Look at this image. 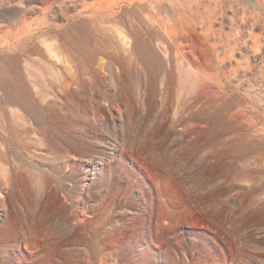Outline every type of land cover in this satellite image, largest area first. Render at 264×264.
I'll list each match as a JSON object with an SVG mask.
<instances>
[{
  "label": "rangeland",
  "instance_id": "374dc122",
  "mask_svg": "<svg viewBox=\"0 0 264 264\" xmlns=\"http://www.w3.org/2000/svg\"><path fill=\"white\" fill-rule=\"evenodd\" d=\"M4 62L0 264H264V0H0Z\"/></svg>",
  "mask_w": 264,
  "mask_h": 264
},
{
  "label": "bare ground",
  "instance_id": "6f19581e",
  "mask_svg": "<svg viewBox=\"0 0 264 264\" xmlns=\"http://www.w3.org/2000/svg\"><path fill=\"white\" fill-rule=\"evenodd\" d=\"M6 16L8 18H11V19H14V21H19L21 18H22V14L21 12H18V11H13L12 13H8L6 14ZM15 23V22H14ZM26 31V30H25ZM24 31V32H25ZM27 34V33H26ZM72 34V33H70ZM25 36V34H24ZM28 37V35H27ZM26 37V38H27ZM24 38V37H23ZM73 38V37H71ZM71 38L68 37L67 35V40H66V43L62 46V49L63 51L67 52L68 54H72L74 55L73 57H75V53H85V54H89V55H83L84 57L82 58H93V54L95 53L96 49L93 48V46L91 47V44L88 43V41H86L85 39H80V42L79 43H76L74 40H72ZM140 39V38H139ZM25 40V39H24ZM141 40V39H140ZM27 41V40H25ZM44 43H46V41H44ZM19 44V43H18ZM99 49L103 52H105L107 50V41L106 40H102L100 41L99 43ZM21 45V44H20ZM49 48H52V45H48ZM0 72L3 76V81H5L6 85L9 86L10 88L13 87L14 83L12 82V80L10 79V76L13 74L12 73V69L9 67L8 63L7 62H4V63H1L0 65ZM68 96V95H67ZM21 99V98H19ZM103 118V117H102ZM105 119V118H103ZM97 166V165H96ZM96 168V167H95ZM178 183V182H177ZM162 184V183H160ZM14 186V185H13ZM162 188V187H161ZM158 192V191H157ZM186 192V191H185ZM159 193V192H158ZM160 195V194H159ZM185 195V193H184ZM164 198V197H163ZM163 200V199H162ZM189 200V199H188ZM189 203V202H188ZM190 204V203H189ZM153 205V203H152ZM167 203L165 202L163 204V209H164V215L163 216H169L170 215V212L167 210ZM155 210V209H154ZM144 213V212H143ZM151 213V212H150ZM180 214V213H179ZM142 217H144L142 215ZM153 217V216H152ZM179 217V216H178ZM177 217V218H178ZM147 218V217H146ZM144 219V218H143ZM167 222V220H166ZM152 223V222H151ZM160 223V222H159ZM151 225V224H150ZM166 225V224H165ZM168 225V224H167ZM172 226V225H171ZM170 226L168 225V228ZM26 234V233H25ZM154 247V246H153Z\"/></svg>",
  "mask_w": 264,
  "mask_h": 264
}]
</instances>
